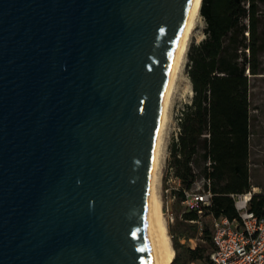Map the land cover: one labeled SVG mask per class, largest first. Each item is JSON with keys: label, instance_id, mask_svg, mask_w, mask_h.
<instances>
[{"label": "water", "instance_id": "1", "mask_svg": "<svg viewBox=\"0 0 264 264\" xmlns=\"http://www.w3.org/2000/svg\"><path fill=\"white\" fill-rule=\"evenodd\" d=\"M190 0H0V264H156L145 185Z\"/></svg>", "mask_w": 264, "mask_h": 264}, {"label": "trees", "instance_id": "2", "mask_svg": "<svg viewBox=\"0 0 264 264\" xmlns=\"http://www.w3.org/2000/svg\"><path fill=\"white\" fill-rule=\"evenodd\" d=\"M263 3L264 0L202 1L205 36L188 52L193 95L181 112L178 137L170 145L168 171L181 183L173 192L181 203L200 178L204 181V192L211 194V204L204 208L203 215L186 211L183 220L201 221L206 216L211 226H203L202 238L208 248L180 243L183 237H196L173 235L178 255L172 264H208L213 250V219L237 218L233 195L252 191L249 76L264 72ZM196 167H200V173ZM249 208L258 216L264 215V194H253Z\"/></svg>", "mask_w": 264, "mask_h": 264}, {"label": "rangeland", "instance_id": "3", "mask_svg": "<svg viewBox=\"0 0 264 264\" xmlns=\"http://www.w3.org/2000/svg\"><path fill=\"white\" fill-rule=\"evenodd\" d=\"M261 10L264 12V3L261 4ZM206 22L203 17H200L199 22L191 36L188 51L184 59L182 74L178 81L177 88L173 95L169 119L167 127L164 132L163 140V155L161 158V167L159 171V182L157 184V193L162 200V210L168 233L172 239L173 235L179 237L181 234L186 236L198 237V245L207 247L208 242L198 235V224L185 222L183 214L186 212L185 205L180 201L173 199V190L178 187V183L168 171L169 158H170V145L171 142L178 137L179 133V119L181 112L187 104L191 102L192 86L188 77L189 58L188 52L193 43H198L205 36ZM264 69V60H263ZM250 79V100H251V136L249 141V163H250V183L252 191L264 194V75L249 76ZM195 170L200 173V167ZM160 184V185H159ZM169 190V191H168ZM194 191L204 192V181L200 178L193 187ZM167 208L169 210H167ZM174 217L172 218L171 213ZM173 219V220H172ZM204 227L211 226V219L204 216L200 221ZM197 230L194 233L192 230ZM181 243V242H180ZM174 248V246H173ZM175 250V248H174ZM209 252L207 250L206 254ZM178 252L175 250V257Z\"/></svg>", "mask_w": 264, "mask_h": 264}, {"label": "bare ground", "instance_id": "4", "mask_svg": "<svg viewBox=\"0 0 264 264\" xmlns=\"http://www.w3.org/2000/svg\"><path fill=\"white\" fill-rule=\"evenodd\" d=\"M202 1L203 0H190L183 19L176 48L165 79L161 104L156 118L150 148L145 185V207L156 264H172L175 258L172 239L168 233V224H166V219L163 215L162 200L157 193V184L160 181L159 171H161V158L164 153V132L169 119L171 101L179 83L180 75L183 73V63L188 51L191 36L201 17L200 10Z\"/></svg>", "mask_w": 264, "mask_h": 264}, {"label": "built area", "instance_id": "5", "mask_svg": "<svg viewBox=\"0 0 264 264\" xmlns=\"http://www.w3.org/2000/svg\"><path fill=\"white\" fill-rule=\"evenodd\" d=\"M170 174L173 176L172 172ZM174 179L178 187L173 192L181 186L180 181L175 177ZM255 193L250 191L246 194L233 195L238 212L237 218L213 219V250L208 264H264V215L258 216L249 208V202ZM185 195L183 204L186 211H196L199 215H203L204 208L211 204L209 192L192 190ZM172 197L175 199L173 194ZM171 216L174 217L173 212ZM191 223L198 224V235L202 236V223L200 221H191ZM180 241L182 244L195 248L199 238L183 237Z\"/></svg>", "mask_w": 264, "mask_h": 264}, {"label": "crops", "instance_id": "6", "mask_svg": "<svg viewBox=\"0 0 264 264\" xmlns=\"http://www.w3.org/2000/svg\"><path fill=\"white\" fill-rule=\"evenodd\" d=\"M263 60H264V52H263V54H262V62H263ZM262 75H264V72H263ZM250 124H251V100H250ZM250 133H251V128H250ZM250 136H251V134H250ZM198 229H199V228H198Z\"/></svg>", "mask_w": 264, "mask_h": 264}]
</instances>
